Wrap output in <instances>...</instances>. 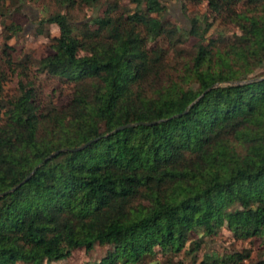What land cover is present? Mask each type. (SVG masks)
I'll list each match as a JSON object with an SVG mask.
<instances>
[{
	"label": "trees",
	"instance_id": "trees-1",
	"mask_svg": "<svg viewBox=\"0 0 264 264\" xmlns=\"http://www.w3.org/2000/svg\"><path fill=\"white\" fill-rule=\"evenodd\" d=\"M32 1L35 35H58L44 57L15 59L6 41L21 28L1 26L0 264L94 247L113 251L82 264L249 261V249L198 260L221 229L264 249V0H179L205 4L187 31L164 18L174 0L0 4ZM215 23L231 32L209 35Z\"/></svg>",
	"mask_w": 264,
	"mask_h": 264
},
{
	"label": "rangeland",
	"instance_id": "rangeland-1",
	"mask_svg": "<svg viewBox=\"0 0 264 264\" xmlns=\"http://www.w3.org/2000/svg\"><path fill=\"white\" fill-rule=\"evenodd\" d=\"M4 8L0 4V43H2V38L4 33H2V24L8 25L10 23L20 26L21 31L6 41V44L14 49L13 57L20 58L23 54L30 55L34 60H38L44 57L49 51L47 49V44L49 39L56 37L58 31L56 26L49 25L42 27V35H35V31L39 27V20L42 17V5L39 2L32 1L20 6L19 11L13 13L10 9H7V13L4 12ZM52 10V9H50ZM205 10V4L202 3L198 7H193L185 4L183 1L174 0L166 4V11L164 13V18L178 27L189 30L190 19L195 15H200ZM4 12V13H3ZM9 15V17H8ZM84 15L86 17H92L96 15V12L91 10H86ZM81 18V17H79ZM230 28H223L215 23L209 30V35H215L217 33H230ZM193 39H189L186 46H190L193 43ZM17 79L13 77L9 80L3 88L4 94L9 96L14 93L16 89ZM52 83L44 81L41 83V88L43 92H49ZM68 100V92L65 90L62 95L54 96V101L57 105H61ZM245 249L250 250V259L244 264H249L250 262L256 263L260 260L261 254L264 252L262 243L260 239H247V240H236L231 234L225 229L221 231L216 236L206 238L205 246L197 254L198 260H200L202 254L211 253L216 251L220 254L223 251H242ZM113 251L112 248H102L94 247L92 251L84 254L83 251H76L72 257L68 260L66 264H82L86 259L91 261H98L105 253ZM55 264H65L64 262ZM183 264H190L189 259L183 261ZM197 264V263H196Z\"/></svg>",
	"mask_w": 264,
	"mask_h": 264
},
{
	"label": "water",
	"instance_id": "water-1",
	"mask_svg": "<svg viewBox=\"0 0 264 264\" xmlns=\"http://www.w3.org/2000/svg\"><path fill=\"white\" fill-rule=\"evenodd\" d=\"M120 129H122V127L118 128L117 130H120ZM33 171H34V170H33ZM33 171H32V173H33Z\"/></svg>",
	"mask_w": 264,
	"mask_h": 264
}]
</instances>
